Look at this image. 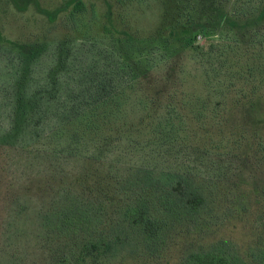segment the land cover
Here are the masks:
<instances>
[{"label":"trees","instance_id":"16d2710c","mask_svg":"<svg viewBox=\"0 0 264 264\" xmlns=\"http://www.w3.org/2000/svg\"><path fill=\"white\" fill-rule=\"evenodd\" d=\"M7 1L18 12L32 6L50 23L64 15L67 41L74 32V41L98 48L99 37L81 36L75 26L74 17L85 11L83 0L53 10L37 0ZM96 1L107 8L102 36L147 54L142 41L112 28L109 0ZM178 5L182 24H172L166 36L146 39L162 44L169 58L155 67L140 66L127 54L122 68H114L125 76L116 78L112 71L118 85L106 81L101 69L83 96L69 94L60 102L71 107L51 106L59 98L48 72L37 89L25 76L12 82L0 145L13 150L19 142L20 153H32V160L54 173L63 160L78 169V182L60 188L40 221V243L52 256L48 264H151L174 236L184 245L177 264H264L263 206L245 249L217 234L231 219L249 221L250 193L260 196L255 204H264V187L257 182L264 178L257 174L264 172V119L248 123L263 105L264 0H178ZM198 37L211 41L206 50L196 44ZM46 39L44 34L20 44L0 33V43L17 47L25 62ZM187 52L193 54V70L181 66ZM228 110L234 111L232 128ZM41 138L44 144L35 148ZM244 178L251 181L249 191L240 182ZM216 218L220 224H214Z\"/></svg>","mask_w":264,"mask_h":264},{"label":"rangeland","instance_id":"374dc122","mask_svg":"<svg viewBox=\"0 0 264 264\" xmlns=\"http://www.w3.org/2000/svg\"><path fill=\"white\" fill-rule=\"evenodd\" d=\"M37 1L42 8L53 10L68 0ZM83 2L85 11L74 17L75 26L81 36L99 37L100 39H97L98 48L89 45L88 42L74 41L76 39L74 32L69 34L72 40L67 41L66 36L70 29L64 15H61L55 23H50L32 6L24 12H18L7 0H0V33L4 38L20 44H30L38 41L41 35L47 36V39L41 42L43 45L33 52L34 57L29 59L28 63L18 59L17 47L6 42L0 43V144L6 138V132L2 130L8 122L6 98L8 93L13 91L12 82L17 76H25L27 85L35 84L37 89V84L43 83L42 75L46 76L48 72L50 79L55 81L53 92L57 95L56 98H59L58 103L54 105L51 102V106L63 107L64 104L60 102L69 97V94L73 99L83 96L88 88L85 85H88L94 73L98 76L104 70L100 74L105 76L106 81L112 78L111 84L118 85L116 78L124 77L125 71L123 74H117L114 68H122L121 62L127 54V57L132 56L139 59L140 66L151 64V67H155L160 65L164 59L169 58L168 54L171 53L166 51L162 44L148 42L146 39L162 34L166 36L172 24H176L177 21L180 22L179 26L182 24V19L178 18V9H180L178 0H109L113 14L112 28L117 33L126 31L133 38L142 41L143 44L139 45L147 46L149 51L143 56L134 52L138 49L126 42L115 44L112 40L102 36L103 28L108 26L107 8L103 2L96 0H83ZM118 36L122 38L121 35ZM195 42L202 50H206L211 41L198 37ZM53 45L58 46L57 52ZM58 52L60 53L56 60ZM192 55L189 52L183 55L182 67L190 70L195 68ZM112 71L116 78L112 75ZM118 88H121V84ZM26 91L33 90L27 88ZM260 93L263 105L258 108L259 111L248 118L250 125L264 119V91ZM64 107L71 106L65 105ZM228 113L231 114L228 116L231 117L229 123L232 128L234 111L228 110ZM236 117L239 119L238 115ZM234 126H237V123ZM43 140L44 138H41L38 143H34V147L43 145ZM15 146L19 148V142L15 143ZM18 148L9 150L8 147L0 145V264H48L52 256L47 248L43 249L40 243L42 235L40 221L48 213L47 210L48 207L51 208L52 201L58 197L60 188H67L73 185L74 181L78 182V178H75L78 169H73L72 162L63 160L60 170L54 173L51 169L42 167L44 162L37 159L32 160V153H27V151H23L25 154L20 153ZM28 159L32 162L30 161V165L25 167ZM132 160L137 162L134 158ZM129 162L133 163L130 159ZM247 171H249L248 168L244 169V174H247ZM254 172L256 173V170L251 169L250 173L254 174ZM258 172L261 174L257 173L259 177L263 178L264 172L260 170ZM94 177L90 178L92 182H94ZM91 181L87 183V186L92 184ZM240 182L244 189L249 191L251 181L244 178ZM257 182L260 187H264V178L258 179ZM249 195L252 200L250 209L253 215H250L249 221L231 219L217 233L235 240L243 246V249L253 239L252 230L255 225L251 224L252 220L260 212L261 206L264 208V204H255L257 200H260L258 194L252 192ZM62 206L60 201L57 207L61 209ZM49 220L54 219L49 218ZM214 224H220V220L216 218ZM11 248L15 250L14 253L11 252ZM183 248L182 237L174 236L163 257L151 264H177ZM136 264H144V262L136 261Z\"/></svg>","mask_w":264,"mask_h":264}]
</instances>
